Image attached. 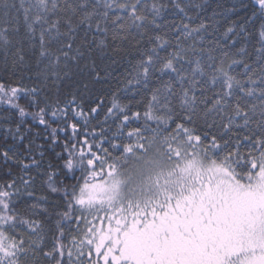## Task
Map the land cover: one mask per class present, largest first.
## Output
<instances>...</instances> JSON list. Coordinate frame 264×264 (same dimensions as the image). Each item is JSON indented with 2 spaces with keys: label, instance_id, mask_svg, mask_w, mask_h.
<instances>
[{
  "label": "snow or ice",
  "instance_id": "obj_1",
  "mask_svg": "<svg viewBox=\"0 0 264 264\" xmlns=\"http://www.w3.org/2000/svg\"><path fill=\"white\" fill-rule=\"evenodd\" d=\"M0 105V264H264V0H0Z\"/></svg>",
  "mask_w": 264,
  "mask_h": 264
},
{
  "label": "trees",
  "instance_id": "obj_2",
  "mask_svg": "<svg viewBox=\"0 0 264 264\" xmlns=\"http://www.w3.org/2000/svg\"><path fill=\"white\" fill-rule=\"evenodd\" d=\"M225 2H229V0H225ZM101 86H97V89H100ZM104 92L107 93L108 89L107 88H103L102 89ZM92 100L95 99V96L91 97ZM105 104H108L110 102V97L108 95H105L103 97ZM5 106L4 105H0V113H2L4 111ZM39 129H34V131H38ZM43 134V133H42ZM11 145L13 143V141H11L10 139H8L7 141L4 139V133H3V128H0V150H2L5 147V144ZM15 143H19V142H15ZM0 168H2V164H0ZM5 171H12L14 174H18L19 173V169L17 168H11V169H3L0 170V182H2L5 179L4 176V172ZM36 190L39 193L41 191L40 189V185L37 184L36 185Z\"/></svg>",
  "mask_w": 264,
  "mask_h": 264
}]
</instances>
